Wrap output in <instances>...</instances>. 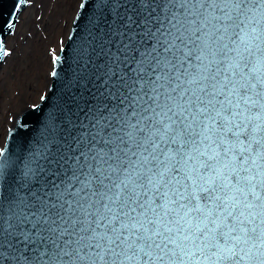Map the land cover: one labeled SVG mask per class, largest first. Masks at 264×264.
I'll return each instance as SVG.
<instances>
[{
	"label": "snow or ice",
	"instance_id": "obj_1",
	"mask_svg": "<svg viewBox=\"0 0 264 264\" xmlns=\"http://www.w3.org/2000/svg\"><path fill=\"white\" fill-rule=\"evenodd\" d=\"M114 27L150 46L76 118L59 182L33 190L47 145L0 148V264H264V0H79L78 60Z\"/></svg>",
	"mask_w": 264,
	"mask_h": 264
},
{
	"label": "water",
	"instance_id": "obj_2",
	"mask_svg": "<svg viewBox=\"0 0 264 264\" xmlns=\"http://www.w3.org/2000/svg\"><path fill=\"white\" fill-rule=\"evenodd\" d=\"M129 2L131 3V0ZM14 3L15 0H0V9L5 17L12 12ZM26 6L27 0L23 9L18 13V20ZM114 24L119 27L116 22ZM15 27L2 37L3 52L7 53L5 42L7 37L14 32ZM72 27L73 21L68 37L62 46L66 50L59 51L57 54L61 59L55 66L57 75H51L49 87L44 94L46 99L37 103L39 106L37 109L33 110L30 107L17 116L15 124L8 130L3 145L6 153L14 156H29L33 152L43 150L42 146H48L46 157L39 161L43 171L39 172L33 181V190L41 195H43L40 191L42 188L47 191L53 183L59 182L61 176L64 175V172L60 171L61 167L66 171L68 164L72 163V160L68 158L71 152L66 155L65 150L69 149L73 143L71 134L73 128L77 126L76 118L84 119L83 114L92 106L91 102L102 98L98 95L100 92H104L105 97L112 93L113 102H116L120 98L119 92L124 90L121 86L123 81L120 84L116 83L120 79V72L130 73L134 67L136 49L140 45L150 46L151 43L140 30H137L135 39H132L127 32L121 34L114 27L103 39L94 34L85 59L78 60L83 37L75 36L74 39H69L74 36L71 31ZM114 31L115 35L112 34ZM125 44H128V50L121 51ZM6 56L0 59V68ZM109 66L113 70V75L107 78L105 84L103 83L104 73ZM81 75L85 79L77 83V77ZM69 105H73L71 111H69ZM25 124L27 127H23ZM65 160L67 164L64 163ZM5 179H7V173L4 177H0V193L5 188Z\"/></svg>",
	"mask_w": 264,
	"mask_h": 264
},
{
	"label": "rangeland",
	"instance_id": "obj_3",
	"mask_svg": "<svg viewBox=\"0 0 264 264\" xmlns=\"http://www.w3.org/2000/svg\"><path fill=\"white\" fill-rule=\"evenodd\" d=\"M78 3L27 0L14 32L7 37V57L0 68V148L17 116L46 93L54 66L52 56L68 37Z\"/></svg>",
	"mask_w": 264,
	"mask_h": 264
},
{
	"label": "bare ground",
	"instance_id": "obj_4",
	"mask_svg": "<svg viewBox=\"0 0 264 264\" xmlns=\"http://www.w3.org/2000/svg\"><path fill=\"white\" fill-rule=\"evenodd\" d=\"M7 46V45H6ZM7 57V56H6ZM6 59V58H5ZM48 69H50V64H48ZM0 80H1V78H0ZM1 83V82H0Z\"/></svg>",
	"mask_w": 264,
	"mask_h": 264
}]
</instances>
